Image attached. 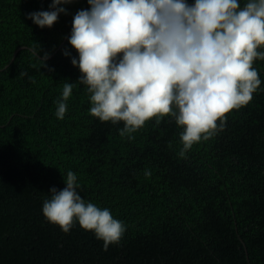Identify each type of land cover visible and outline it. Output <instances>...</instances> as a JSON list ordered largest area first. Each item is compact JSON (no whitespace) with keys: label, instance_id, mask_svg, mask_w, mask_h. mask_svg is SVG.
Instances as JSON below:
<instances>
[{"label":"trees","instance_id":"obj_1","mask_svg":"<svg viewBox=\"0 0 264 264\" xmlns=\"http://www.w3.org/2000/svg\"><path fill=\"white\" fill-rule=\"evenodd\" d=\"M50 4L0 0V264H264V60L253 63L261 90L181 156L173 117L121 137L123 122L90 114L83 85L57 119L64 83L81 75L63 54L77 55L72 17L89 5H64L69 14L51 28L26 18ZM39 48L46 66L31 54ZM69 170L86 202L126 225L107 250L78 222L65 233L42 214L48 190L62 189Z\"/></svg>","mask_w":264,"mask_h":264},{"label":"clouds","instance_id":"obj_2","mask_svg":"<svg viewBox=\"0 0 264 264\" xmlns=\"http://www.w3.org/2000/svg\"><path fill=\"white\" fill-rule=\"evenodd\" d=\"M51 0L48 10L27 14L41 29L51 28L64 5ZM72 17L68 43L77 52L71 64L81 73L65 82L55 116L64 119L66 101L83 85L90 114L102 122H123L128 135L153 117L171 116L182 127L180 155L223 130L225 114L247 105L261 86L254 61L264 60V0H87ZM39 49L31 54L46 66ZM219 120V125L217 121ZM145 177L150 172L145 171ZM63 177L64 187L48 190L42 214L68 233L74 222L103 241L118 243L126 225L108 208L86 202L77 175Z\"/></svg>","mask_w":264,"mask_h":264},{"label":"water","instance_id":"obj_3","mask_svg":"<svg viewBox=\"0 0 264 264\" xmlns=\"http://www.w3.org/2000/svg\"><path fill=\"white\" fill-rule=\"evenodd\" d=\"M23 48H25V47H19V48L13 53V56L11 57L9 63H11V62L13 61V59H14L16 53L18 52V50L23 49ZM40 57H41V56H40ZM41 58H42V57H41ZM48 58H49V57H48ZM9 63H8L3 69H5V68L9 65ZM3 69H2V70H3Z\"/></svg>","mask_w":264,"mask_h":264},{"label":"bare ground","instance_id":"obj_4","mask_svg":"<svg viewBox=\"0 0 264 264\" xmlns=\"http://www.w3.org/2000/svg\"><path fill=\"white\" fill-rule=\"evenodd\" d=\"M43 58V57H42Z\"/></svg>","mask_w":264,"mask_h":264}]
</instances>
